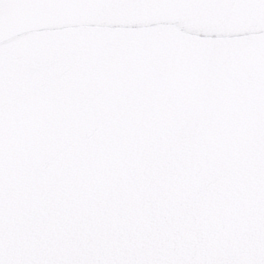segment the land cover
<instances>
[{
  "label": "water",
  "instance_id": "obj_1",
  "mask_svg": "<svg viewBox=\"0 0 264 264\" xmlns=\"http://www.w3.org/2000/svg\"><path fill=\"white\" fill-rule=\"evenodd\" d=\"M264 264V0H0V264Z\"/></svg>",
  "mask_w": 264,
  "mask_h": 264
},
{
  "label": "snow or ice",
  "instance_id": "obj_2",
  "mask_svg": "<svg viewBox=\"0 0 264 264\" xmlns=\"http://www.w3.org/2000/svg\"><path fill=\"white\" fill-rule=\"evenodd\" d=\"M245 264H257V262L256 261H247V262H245Z\"/></svg>",
  "mask_w": 264,
  "mask_h": 264
}]
</instances>
